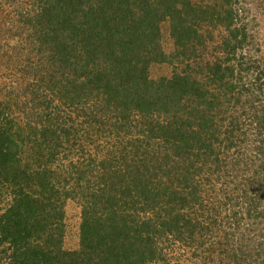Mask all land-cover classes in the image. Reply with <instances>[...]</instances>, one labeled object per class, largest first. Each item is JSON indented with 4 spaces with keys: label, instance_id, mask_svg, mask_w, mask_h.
Returning <instances> with one entry per match:
<instances>
[{
    "label": "trees",
    "instance_id": "1",
    "mask_svg": "<svg viewBox=\"0 0 264 264\" xmlns=\"http://www.w3.org/2000/svg\"><path fill=\"white\" fill-rule=\"evenodd\" d=\"M9 2L0 264H264V61L241 0Z\"/></svg>",
    "mask_w": 264,
    "mask_h": 264
},
{
    "label": "rangeland",
    "instance_id": "2",
    "mask_svg": "<svg viewBox=\"0 0 264 264\" xmlns=\"http://www.w3.org/2000/svg\"><path fill=\"white\" fill-rule=\"evenodd\" d=\"M20 1V0H19ZM11 2V1H10ZM6 5L7 13L13 15L14 11L26 6V0L21 3H10ZM241 11L244 22L248 23L250 32L255 36V41L260 50L259 56L264 61V0H241ZM4 15V11H3ZM162 45L166 54L172 50V42L168 35L167 27L162 30ZM149 75L151 79L169 78L172 75V68L168 64L158 63L150 67ZM4 78V57L0 61V94H4L1 82ZM0 100L2 96L0 95ZM80 223V209L74 202H68L65 207V241L64 249L75 250L78 247V233Z\"/></svg>",
    "mask_w": 264,
    "mask_h": 264
}]
</instances>
